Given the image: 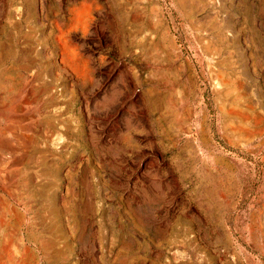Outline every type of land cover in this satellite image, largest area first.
<instances>
[{
    "label": "rangeland",
    "instance_id": "374dc122",
    "mask_svg": "<svg viewBox=\"0 0 264 264\" xmlns=\"http://www.w3.org/2000/svg\"><path fill=\"white\" fill-rule=\"evenodd\" d=\"M0 264H264V0H0Z\"/></svg>",
    "mask_w": 264,
    "mask_h": 264
}]
</instances>
